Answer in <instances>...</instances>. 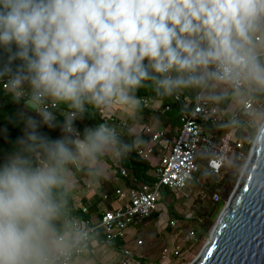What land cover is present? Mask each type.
<instances>
[{"label": "clouds", "instance_id": "obj_1", "mask_svg": "<svg viewBox=\"0 0 264 264\" xmlns=\"http://www.w3.org/2000/svg\"><path fill=\"white\" fill-rule=\"evenodd\" d=\"M0 84L22 106L0 126V264H84L95 228L73 210L76 171L98 180L134 142L78 121L134 112L144 88L264 96V0H0Z\"/></svg>", "mask_w": 264, "mask_h": 264}, {"label": "built area", "instance_id": "obj_2", "mask_svg": "<svg viewBox=\"0 0 264 264\" xmlns=\"http://www.w3.org/2000/svg\"><path fill=\"white\" fill-rule=\"evenodd\" d=\"M4 90L5 87L2 84ZM140 103L147 108H152L153 102L149 97H141ZM174 99L178 101L183 108V113L180 116V130L178 134L171 136V147L168 153L159 156L157 163L153 166L152 176L154 181L143 182L131 187H117L116 194L118 195L117 205L113 208L103 206L98 214V219L92 217H84L94 228L95 235L93 242L96 245L89 246L86 255L94 253L95 250L101 249L104 252L106 242L115 238H120L127 244L119 251L118 264H163L162 261L166 258L170 260L166 264H182L183 255L181 253L182 246L174 243V246L169 249L167 246H162L160 249L159 260L149 261L143 255L142 246L144 244L142 238L131 237L132 245L129 246L126 228L132 224L143 221L150 217L157 207L161 198V190L163 187L168 188L171 192H183L189 180L195 172L199 171L198 155L207 153L211 149L209 158L207 160L204 171L207 174H217L222 169L224 163L227 161L229 153L233 146L241 148L243 146L241 139H239L238 132L241 131L242 124L238 123L237 127L232 126L230 130L224 133L218 145L212 139V135L205 129V126H215L217 123L223 121L227 115V110L221 108L208 98H204L203 92L198 91L194 100L182 92L174 95ZM254 99L248 104H242L241 107L232 114L231 119L238 116H248L254 111ZM165 109H169L166 106ZM105 119L114 117L112 112L102 111ZM219 116L223 118L220 120ZM122 125L129 124L127 119L120 120ZM230 121V120H228ZM140 131H144L150 136L154 142H159L166 138V132L163 129H155L149 125H142ZM204 147V148H202ZM137 154L142 158L148 159L152 156V149L150 146H138ZM120 158L117 159L114 169L113 179L115 181L121 180L127 176V171L119 163ZM111 168V166H110ZM77 182L79 179L76 177ZM80 182L88 183L85 179ZM91 183L86 184L90 187ZM213 200L216 202L220 199L218 193L212 194ZM86 212V207H83ZM189 216H186L188 218ZM171 228H178V219L171 218L168 224ZM194 232L188 231L181 239L182 244L193 239ZM130 239V238H129ZM132 246V247H131Z\"/></svg>", "mask_w": 264, "mask_h": 264}, {"label": "trees", "instance_id": "obj_3", "mask_svg": "<svg viewBox=\"0 0 264 264\" xmlns=\"http://www.w3.org/2000/svg\"><path fill=\"white\" fill-rule=\"evenodd\" d=\"M197 92L198 90H184L182 91V94L188 95L194 100ZM137 95L139 98L149 97L154 106L152 108H147L140 103L139 108L134 112L132 110L125 111V109L117 106L115 110L111 111L114 114V117L111 119H105L101 110L93 109L90 110L84 119L78 121V127L81 130L86 126H92L102 122L115 124L122 129L124 139L129 142H134L131 151L120 157L119 160L120 165L127 171V176L121 179V185L123 187H131L139 183L152 182L155 180L150 173L152 172L153 165L149 160L142 158L137 154L138 146H150L153 154L158 155L166 153L165 148L161 147L159 142L152 141L147 133L144 131H140L139 134L136 133V130L139 131V125H149L155 129H163L168 136L172 135L173 132L177 135L181 126L180 116L183 113L182 105L174 99V96L161 98L148 88L140 89ZM255 98L264 101V96H257ZM212 101L224 109H226L229 104L228 98L219 102ZM166 106H169V109L166 110ZM21 107V105L11 103L10 98L6 94V90H4L2 84H0V126L5 124V117L7 115H15ZM124 112L128 114L124 115ZM121 118H126L129 121V124L126 126L122 125L120 121ZM235 124L236 120L232 119L230 122L226 123L221 121L215 126H205V129L211 133L214 141L226 130L224 126ZM257 129L258 121L251 122L249 128L250 138L257 134ZM9 131L13 137L17 134V130L11 126H9ZM51 135H58V133L53 132ZM142 137L143 141L141 142L140 140ZM245 141L246 142H244L241 148H236L235 145L233 146L232 151L228 155L227 161L224 163L219 173L206 174V178L202 183H199V185L196 186L202 188L206 192V197L200 202L197 210L191 212L190 215L188 214V218H186L185 215L178 214L174 211L173 204L176 196L175 193L171 192L166 187L162 188L161 196H167L165 205L167 206L168 212L173 218L178 219L180 224L181 229L178 230V236L175 242L182 246V264L186 261L185 257L187 255L184 257L185 253L194 250L201 241L209 235L211 225L214 222L216 215L225 204L226 194L232 189L234 183L237 181L244 157L249 151L248 139ZM9 148L10 145L0 138V156L6 153ZM105 160L109 161L108 157H106ZM111 168L113 170L116 169L114 165H112ZM113 175L114 173H112V177ZM75 177L79 179V182L81 179H85L86 181L98 184L96 191H93L91 195L82 198L80 206H75L72 196L73 210L77 215L83 218L92 217L98 214L103 206L113 208L117 205L118 195L115 192L116 186L115 183L111 181L110 177L107 178V176L103 174L98 180L94 181L82 171H76ZM80 183L84 185L83 182ZM214 192L218 193L220 196V199L216 202L209 200ZM160 201H162L161 198ZM83 207H86V212L83 211ZM166 229L172 230L169 225L166 226ZM190 230L194 232L193 239L182 244L181 239L184 237L185 233ZM126 244L127 243L120 238H115L106 242L107 248L116 253H119L120 249Z\"/></svg>", "mask_w": 264, "mask_h": 264}, {"label": "rangeland", "instance_id": "obj_4", "mask_svg": "<svg viewBox=\"0 0 264 264\" xmlns=\"http://www.w3.org/2000/svg\"><path fill=\"white\" fill-rule=\"evenodd\" d=\"M219 91L220 90L217 89L215 93L203 92V96H204V98H206L207 96L209 98L210 95H214V94L218 93ZM228 100H229V104L226 108V110L228 112L227 115L224 118L222 116H219V119L221 120L223 118L225 123L230 122L228 120H232L231 119L232 114L234 112H236L242 105V104L234 102L230 97H228ZM253 104H254V111L252 114H250L248 116H245V115L238 116V117L234 118V120H236V124H235L236 126L235 125H229L230 127H232V126L237 127L238 123L241 122V124H242L241 131L238 132L239 139H241L242 144H244V142H246L245 140L248 139V150H250L251 144L253 143V140L255 138V136L250 138L249 128H250L251 122L258 121V127H259L264 121V101L260 100L258 98L257 99L254 98ZM116 108H117V106H114L112 110H115ZM111 111H108V113ZM125 111H126V109H125ZM124 113H125L124 115L128 114L126 112H124ZM121 119H126V118H121ZM141 126L142 125H139V127H138L139 131L136 130L137 134L140 133V127ZM229 126H224L226 130L214 140V143L216 145H218L221 136L224 133H226L228 130H230ZM173 134H174V132L170 136H168L166 134V138H163L160 141V146L165 148L166 153H168V151L170 150L171 136H173ZM249 139H250V141H249ZM140 141L141 142L143 141V137ZM248 154H249V151L244 157L243 164L239 170L238 178H239L240 173L244 167V164H245V161L248 157ZM161 155H163V154H158V155L152 154V156L149 157L147 160H149L151 162V164L154 166L157 163L159 156H161ZM208 158H209L208 153H202V151L199 153V155H198L199 171H197L193 174L192 179L188 181L187 186L183 190V192H179V193H177V196H175L173 209L178 214L189 216L191 212H194L195 210H197V207L200 204V202H202L203 199L206 197V192L202 188H198L196 186L199 185V183L201 184L202 181L206 178L207 173H205V171L203 169L206 166ZM108 159H109V161L105 160L104 174L107 176V178H109V177L111 178V181L113 183H115L116 188L117 187L124 188L121 185V180L115 181L112 177V173H114L113 172L114 170L112 169L113 167L110 168V166L114 165V167H116L115 164H117V159H112L110 157H108ZM150 173L152 174V172H150ZM238 178H237V180H238ZM75 181H76L75 187H74L71 194H72V196L73 195L75 196V197H73L74 203L78 204L80 206L82 198H84V196L91 194L93 191H96L98 184L88 182V183H91L90 187H88V186H86V184H88V183L82 185L80 182H77L76 177H75ZM236 183H237V181L234 183L232 189L226 194L225 203L228 201L231 193L235 189ZM161 199H162V201L158 202L156 209L154 210L153 214L150 217L144 219L141 222H138V223H135V224L128 226L125 230L127 237H128V242L130 241L129 246L132 245L131 240L134 237L143 239L144 244H143L141 250L143 251V255H145L146 257H148L150 259L149 261H151V260L152 261H156V260L158 261L159 260L160 249L162 248V246L165 245V246L169 247V249L172 248L174 246L176 239H177L178 230L181 229L180 224H179L178 228H174V229L172 228V230L166 229V226L168 224V220L173 218V217L170 215V213L168 212L167 206L165 205L167 196L162 195ZM209 200L214 202L212 195L210 196ZM217 215L214 219V222L211 225L210 231L216 222ZM92 218L97 220L98 216L94 215V216H92ZM209 235H210V232H209ZM209 235L206 236V238H204L201 241V243L194 250H191V252H189V253H185L184 257L186 255L187 256L185 257L186 261L184 262V264H190L193 261V259L197 257V255L201 251L202 247L204 246L205 242L207 241ZM131 237H133V238L131 239ZM92 245L93 246L96 245V242H93ZM152 256L154 258H152ZM119 257L120 256L118 253L112 252L111 249H108L107 246H105L104 252L101 251V249L95 250L94 253L85 255L84 261H87V263H85V264H94V261L96 262V264H111V263L112 264H118ZM169 260H170V258L168 257V258L164 259L162 261V263L166 264Z\"/></svg>", "mask_w": 264, "mask_h": 264}, {"label": "water", "instance_id": "obj_5", "mask_svg": "<svg viewBox=\"0 0 264 264\" xmlns=\"http://www.w3.org/2000/svg\"><path fill=\"white\" fill-rule=\"evenodd\" d=\"M190 264H264V137L255 135L235 189Z\"/></svg>", "mask_w": 264, "mask_h": 264}, {"label": "crops", "instance_id": "obj_6", "mask_svg": "<svg viewBox=\"0 0 264 264\" xmlns=\"http://www.w3.org/2000/svg\"><path fill=\"white\" fill-rule=\"evenodd\" d=\"M89 195H91V194H89ZM89 195H87V196H89ZM73 197H75V196L73 195ZM75 206H79V205H78V204H75ZM131 247H132V246H131ZM145 258L148 259V260H150V259H149L148 257H146V256H145ZM152 258H154V257L152 256ZM152 258H151V259H152ZM84 259H85V258H84ZM151 261H152V260H151ZM85 263H87V261H84V264H85ZM94 264H96L95 261H94ZM111 264H112V263H111Z\"/></svg>", "mask_w": 264, "mask_h": 264}]
</instances>
